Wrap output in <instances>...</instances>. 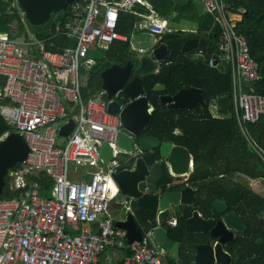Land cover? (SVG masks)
<instances>
[{
	"label": "built area",
	"instance_id": "built-area-1",
	"mask_svg": "<svg viewBox=\"0 0 264 264\" xmlns=\"http://www.w3.org/2000/svg\"><path fill=\"white\" fill-rule=\"evenodd\" d=\"M201 1L222 29L216 48L231 67L239 130L264 163V149L248 138L245 127L264 114V95L242 88L243 82L259 78V66L235 31L241 14L228 10L225 0ZM136 4L145 11H136ZM120 11L134 12L142 18L140 25L154 33L167 31V20L148 0H73L66 20L56 21L46 37L0 34V116L28 146L25 159L6 174L9 189L17 194L0 198V264H97L106 247H128L123 264H166L149 234L127 245L124 230L108 213L119 193L113 174L122 152L115 144L122 124L118 113L108 111L112 98L104 89L86 98L81 90V69L94 63L86 57L89 49L107 50L122 38L116 30ZM57 35L75 43L50 50ZM197 55L205 58L204 50ZM215 58L210 56L208 64L214 65ZM69 119L74 121L70 133L59 135ZM104 142L112 154L106 163L99 154ZM70 163L76 175H71ZM39 172L51 178L49 196L41 195L40 183L33 179ZM165 223L173 227L177 218L170 215Z\"/></svg>",
	"mask_w": 264,
	"mask_h": 264
},
{
	"label": "trees",
	"instance_id": "trees-1",
	"mask_svg": "<svg viewBox=\"0 0 264 264\" xmlns=\"http://www.w3.org/2000/svg\"><path fill=\"white\" fill-rule=\"evenodd\" d=\"M155 10L169 20L170 27L193 28L194 32L170 31L163 35L162 40L169 48V55L160 65L157 72L142 75L146 97L152 106L145 134L154 135L162 140L185 146L193 156V171L188 183L195 188L196 205L202 210L204 217L219 215L214 209V200L221 199L227 204V211L238 214L245 222L243 232H237L233 239L224 243L225 250L232 256L230 264H242L248 257H257L252 264H264V193L253 190L247 183L259 181L264 192V163L240 132L233 108L231 71L227 62L219 59L216 45L222 29L215 17L204 10L196 0H149ZM14 0H0V34L10 38L28 37L21 12ZM228 10L240 12L235 31L245 38L250 57L258 63L259 78L243 86V90L264 95V0H225ZM136 11H145L135 5ZM66 19L58 22L63 23ZM116 30L130 34L137 17L135 14L121 11L118 15ZM26 22V21H25ZM27 23V22H26ZM55 21L37 26L27 23L28 30L35 37L43 38L51 34ZM196 36L200 39V47L208 57L212 53L218 55L216 67H210L199 58H192L190 53L182 52V44L186 38ZM53 45L49 49L59 50L66 45H73L74 39L63 35L52 38ZM129 47L128 41L114 42L109 49L100 52H88L86 57L95 61L86 70V82L82 94L86 98L101 89L100 71L112 63L122 59L123 49ZM194 51V50H193ZM221 60V61H220ZM3 77L0 76V83ZM163 89H156V84ZM195 86L200 88L205 105H195L191 109H169L160 102L161 94L173 95L182 87ZM226 95L230 100V112L219 110L221 117H212L208 104L219 96ZM247 136L255 140L264 149V114L257 121L246 125ZM16 131L0 116V138L7 133ZM238 135V137H237ZM144 157L148 163L159 159L155 148ZM132 159H129L131 162ZM19 165L18 163L16 166ZM123 163L119 168L124 167ZM236 176L238 178H236ZM41 186V195L51 194V178L41 172L33 176ZM31 178L30 176L28 177ZM5 185L0 198H9L17 193ZM172 177L164 167L159 183L170 182ZM135 221L144 230L153 226V221L144 209L135 211ZM175 236H182V220L172 230ZM206 236L202 234V241ZM117 264H123L119 262Z\"/></svg>",
	"mask_w": 264,
	"mask_h": 264
},
{
	"label": "water",
	"instance_id": "water-1",
	"mask_svg": "<svg viewBox=\"0 0 264 264\" xmlns=\"http://www.w3.org/2000/svg\"><path fill=\"white\" fill-rule=\"evenodd\" d=\"M73 0H17L26 22L37 26L52 18L63 20L66 9ZM198 38L184 42L182 50L196 47ZM169 53L167 45L162 42L152 50V55L137 54L135 62L127 60L124 64H111L100 71L101 88L112 98L108 111L118 113L121 128L115 144L130 154L129 167L113 174L121 194V205L128 204L123 220L114 221L115 226L125 231L126 244L142 237L141 227H137L131 208L146 209L153 221L151 235L158 248L169 254L171 264H230L232 256L224 249V243L233 239L235 232H243L244 220L235 212L227 211V204L220 199L214 200V209L219 216L204 217L195 208L197 197L190 185H181L184 180L175 179L165 184L158 183L163 174L161 160L169 172L182 176L190 168V153L187 148L173 144L169 140L143 134V129L150 118L151 106L145 95L141 75L156 71L159 62ZM134 72V76L131 74ZM157 88V84L154 86ZM160 101L168 108L189 109L195 104H205L199 88L186 87L173 95H160ZM220 110L228 112L229 98L226 95L216 98ZM74 121L64 124L58 134L68 136ZM238 137V135H237ZM157 148L160 161L148 163L143 153ZM138 150V151H136ZM135 151V152H134ZM28 146L18 132H10L0 138V195L5 185V175L17 163L23 161ZM139 152V153H138ZM99 153L105 162L111 160V147L104 142ZM193 162V161H192ZM171 213L180 216L183 223L182 236L172 234V229L165 221ZM202 234L206 240L202 241ZM130 253L126 248V254ZM257 257H248L242 264H252Z\"/></svg>",
	"mask_w": 264,
	"mask_h": 264
},
{
	"label": "crops",
	"instance_id": "crops-1",
	"mask_svg": "<svg viewBox=\"0 0 264 264\" xmlns=\"http://www.w3.org/2000/svg\"><path fill=\"white\" fill-rule=\"evenodd\" d=\"M149 1V0H148ZM200 5H203V3H202V1L201 0H196ZM150 2V1H149ZM151 3V2H150ZM151 5H152V3H151ZM152 7H153V5H152ZM154 8V7H153ZM203 8H204V6H203ZM155 9V8H154ZM204 10H205V8H204ZM156 11V10H155ZM206 11V10H205ZM121 12V11H120ZM119 12V13H120ZM123 12H130V13H132V14H135L134 12H132V11H123ZM157 12V11H156ZM158 13V12H157ZM136 15V14H135ZM158 15H160L159 13H158ZM161 16V15H160ZM136 17H137V20H135V22H134V24H133V27H132V29H131V32H130V34L129 35H127L126 33H123V32H120V31H118L121 35H122V38H119V39H116V40H114L113 42H112V44L114 43V42H116V41H121V42H125V41H128V43H129V47L127 48V49H123V52H122V59L121 60H119V61H117V62H115V63H112V64H119V65H122V64H124L127 60H132L133 62H135V60H134V57H135V55H137V54H146V55H152V50L154 49V48H156L160 43H162V42H164L163 40H162V37H163V35L165 34V33H167V32H170V31H183V32H194L195 30L193 29V28H190V27H187V26H185V27H183V28H176V27H170L169 26V20H168V18L167 17H164V16H161V17H163V18H165L166 20H167V26H168V28H167V31H164L163 33H161V34H157V33H154V32H152V31H150L148 28H146V27H143L142 25H140V23L139 22H142V18H140L138 15H136ZM118 21V20H117ZM56 22V21H55ZM117 27V26H116ZM149 36V38H150V43H149V45L148 46H144V45H142V44H140V41L141 40H143L146 36ZM193 38H198V37H196V36H191V37H188V38H186L185 39V41H187V40H191V39H193ZM184 41V42H185ZM184 42H183V44H184ZM165 44H166V42H164ZM111 44V45H112ZM183 44H182V46H183ZM110 45V46H111ZM167 45V44H166ZM200 39L198 38V44H197V46L196 47H188L185 51L184 50H182V48H181V50H182V52H184V53H190V56L192 57V58H199V59H201V60H203V61H205L206 62V64L208 65V66H210V67H216L217 66V64H218V55H216L215 53H212L211 55H209L208 57L206 56V54H205V51H204V54H205V58L204 57H200V56H198L197 55V51L199 50V49H202L200 46ZM109 46V47H110ZM138 47H141V48H143L144 49V51H142V52H140V51H138L136 48H138ZM167 47H168V45H167ZM109 49V48H108ZM168 50H169V48H168ZM194 50V51H193ZM100 52V53H102V52H104V51H106V50H103L102 48H100V47H98V46H95V47H93V48H91V49H89V51L88 52ZM169 53H170V51H169ZM169 53L159 62V67H160V65L165 61V59H166V57L169 55ZM88 54V53H87ZM213 54H215L216 55V58H215V64L214 65H209L208 64V58L210 57V56H212ZM87 58H89V59H91L93 62L95 61L92 57H87ZM220 59V58H219ZM221 61V60H220ZM111 65V64H110ZM159 67H158V69H159ZM82 68H85L86 70H87V68L86 67H82ZM157 69V70H158ZM157 70L156 71H153V72H157ZM230 71H231V67H230ZM132 72H133V70H132ZM82 73V80H83V82H84V85H85V82H86V72H81ZM135 74H134V72L132 73V76H134ZM141 77H142V75H141ZM231 83H232V90H233V76H232V72H231ZM247 83H249V82H243V84H242V88H243V86L244 85H246ZM144 87V86H143ZM163 85L162 84H157V88L156 89H163ZM188 87H195V86H188ZM182 88H186V87H182ZM196 88H198V87H196ZM181 89V88H180ZM200 89V88H199ZM201 91V90H200ZM176 93V92H175ZM174 93V94H175ZM202 94V93H201ZM145 95H146V93H145ZM161 95H163V94H161ZM167 95H169V94H167ZM171 96V95H170ZM228 97V96H227ZM218 98V97H217ZM159 99H160V96H159ZM204 99V98H203ZM232 100H233V91H232ZM205 101V100H204ZM161 102V101H160ZM215 102V104H216V107H217V112H214V111H212V103H214ZM229 102H230V100H229ZM148 103H149V101H148ZM161 103H163V102H161ZM163 104H165V103H163ZM197 104H199V103H197ZM197 104H195V105H197ZM149 105L151 106V104L149 103ZM166 105V104H165ZM194 105V106H195ZM200 106H203V105H201V104H199ZM205 105V104H204ZM194 106H192V107H194ZM167 107V106H166ZM191 107V108H192ZM168 108V107H167ZM191 108H189V109H191ZM233 108H234V103H233ZM169 109H180V108H169ZM219 108H218V106H217V103H216V99H214L213 101H211L209 104H208V111H209V113L211 114V116L212 117H215V118H217V117H221L222 115L219 113ZM151 111H152V106H151ZM151 111H150V114H151ZM220 111H222V110H220ZM223 112H225V111H223ZM228 112H230V109H229V111ZM228 112H225V113H228ZM234 115H235V112H234ZM235 118H236V115H235ZM149 121V120H148ZM236 121H237V118H236ZM148 123V122H147ZM237 124H238V122H237ZM147 125V124H146ZM146 125H145V127H146ZM145 127H144V129H143V131H145ZM239 127V126H238ZM16 132V131H15ZM143 134H145V133H143ZM149 135V134H148ZM151 136H154V135H151ZM156 137V136H155ZM158 138V137H157ZM161 141V140H160ZM172 142V141H171ZM173 143V142H172ZM173 144H175V143H173ZM178 145V144H177ZM101 146V145H100ZM100 146H99V148H100ZM180 146H182V145H180ZM183 147H185V146H183ZM120 148V147H119ZM186 148V147H185ZM121 149V148H120ZM122 150V149H121ZM136 151H138V150H136ZM151 151V150H150ZM189 151V150H188ZM135 152V151H134ZM149 152V151H148ZM139 153V152H138ZM145 153H147V152H145ZM189 153H190V151H189ZM100 154V153H99ZM143 155H144V153H143ZM101 156V155H100ZM103 159V158H102ZM111 159H112V154H111ZM129 159H132L131 158V156H130V154H128L127 152H125V151H123L122 150V152H121V154H119V156H118V161H119V166H120V164L121 163H123L125 166L124 167H122V168H119V166H118V169L117 170H120V169H123V168H126V167H129L130 165H131V162H129ZM161 159H160V157H159V159L158 160H156V161H160ZM190 168H189V170L187 171V173L185 174V175H182V176H172V173L171 172H169V170L167 169V167L165 166V163H164V159L163 160H161L160 162H161V164H162V168L164 169V167L167 169V171H168V173L170 174V176L171 177H175V178H179V177H181L180 179H182V180H184V182L181 184L182 186L183 185H185V184H188V185H190L189 183H188V177H189V175L192 173V171H193V156H192V154L190 153ZM104 161V160H103ZM110 161V160H109ZM108 161V162H109ZM104 163H106L105 161H104ZM77 174V172H74L73 171V174L72 175H76ZM161 178V177H160ZM236 178H238L237 176H236ZM172 180H173V178H172ZM171 180V181H172ZM170 181V182H171ZM251 181H255V180H250L248 183H250ZM116 183V182H115ZM158 183H159V180H158ZM117 185V184H116ZM192 188H194L192 185H190ZM118 187V186H117ZM119 189V188H118ZM254 190V189H253ZM194 191H195V188H194ZM195 195H196V193H195ZM117 197V196H116ZM115 197V199L114 200H112V201H110V203H109V206H108V213L112 216V218L114 219V221H116V220H123L124 218H125V211L127 210V208H129L128 207V204H126L124 207L121 205V203H120V201H121V199H122V197H121V194H120V192L118 193V198H116ZM197 197V196H196ZM221 200V199H220ZM197 202V201H196ZM225 202V201H224ZM195 208H197L198 210H199V212H200V214L202 215V210L199 208V207H197V205L195 204ZM137 209H139V208H131L130 210H131V212L133 213V215H135V211L137 210ZM144 210H146V209H144ZM147 211V210H146ZM219 214V213H218ZM114 215H119L120 217L119 218H115L114 217ZM170 215H172V216H175L176 218H177V224H178V222H179V219H181L180 218V216L178 215V214H176V213H171ZM203 216V215H202ZM217 216H219V215H217ZM135 217V216H134ZM135 219V218H134ZM136 222V221H135ZM177 224L175 225V226H173V227H171V229L173 230L176 226H177ZM96 224L95 223H92V224H90V227L92 228V229H96V226H95ZM137 225V224H136ZM137 227H138V225H137ZM140 227V226H139ZM170 227V226H169ZM182 228H183V223H182ZM151 227L148 229V230H144V228L143 227H141V230H142V235H146V234H149L150 235V238H151V241L154 243V244H156L157 245V243H156V241H154V239H153V237H152V235H151ZM123 230V229H122ZM125 232V231H124ZM237 232H235V234H236ZM173 234V233H172ZM174 235V234H173ZM203 235H205V234H203ZM206 236V235H205ZM235 236V235H234ZM125 239H126V237H125ZM125 243H126V241H125ZM225 249V248H224ZM127 254H126V248H117V247H106L101 253H100V255H99V257H98V261H97V264H117V263H119V262H123V260H124V257L126 256ZM160 255H161V258H162V260L166 263V264H171L172 263V260L170 259V256H169V254H167V253H164L162 250H161V253H160Z\"/></svg>",
	"mask_w": 264,
	"mask_h": 264
},
{
	"label": "rangeland",
	"instance_id": "rangeland-1",
	"mask_svg": "<svg viewBox=\"0 0 264 264\" xmlns=\"http://www.w3.org/2000/svg\"><path fill=\"white\" fill-rule=\"evenodd\" d=\"M14 5H16V7H18V10L20 11V9H19V5H18V3H17V0H14L12 6H14ZM21 16H22V19H25V18L23 17L22 13H21ZM25 21H26V20H24L23 23H24L25 28H26L27 31H28V36H33V34L29 32V30H28V26H27V23H26ZM50 21H53L52 18L49 19L48 21H46V23L49 24ZM150 41H151V40H150L149 36H146L143 40L140 41V44H142V45H144V46H148L149 43H150ZM211 109H212V111L217 112V107H216L215 102L212 103V108H211ZM69 169H70V171H71V175H72V174H73V165H72L71 163L69 164ZM180 178H181V177H179L178 179H180ZM175 179H177V178H175ZM247 184H248L252 189H254L255 191H258V192H260V193H264V192H263V185L260 184L259 181H256V180H255V181H251L250 183H247ZM116 198H118V195H117ZM114 217H115V218H119L120 216H119V215H114Z\"/></svg>",
	"mask_w": 264,
	"mask_h": 264
},
{
	"label": "flooded vegetation",
	"instance_id": "flooded-vegetation-1",
	"mask_svg": "<svg viewBox=\"0 0 264 264\" xmlns=\"http://www.w3.org/2000/svg\"><path fill=\"white\" fill-rule=\"evenodd\" d=\"M131 76H132V74H131ZM142 133H145V132L143 131Z\"/></svg>",
	"mask_w": 264,
	"mask_h": 264
},
{
	"label": "bare ground",
	"instance_id": "bare-ground-1",
	"mask_svg": "<svg viewBox=\"0 0 264 264\" xmlns=\"http://www.w3.org/2000/svg\"><path fill=\"white\" fill-rule=\"evenodd\" d=\"M146 36V35H145Z\"/></svg>",
	"mask_w": 264,
	"mask_h": 264
}]
</instances>
